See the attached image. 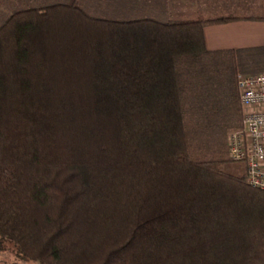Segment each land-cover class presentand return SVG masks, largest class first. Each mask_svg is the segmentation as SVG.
<instances>
[{
	"label": "trees",
	"instance_id": "obj_1",
	"mask_svg": "<svg viewBox=\"0 0 264 264\" xmlns=\"http://www.w3.org/2000/svg\"><path fill=\"white\" fill-rule=\"evenodd\" d=\"M232 20L78 0L7 19L0 240L38 264H264V192L199 147L220 104L242 120L238 76L264 72V48L207 51L204 27Z\"/></svg>",
	"mask_w": 264,
	"mask_h": 264
},
{
	"label": "rangeland",
	"instance_id": "obj_2",
	"mask_svg": "<svg viewBox=\"0 0 264 264\" xmlns=\"http://www.w3.org/2000/svg\"><path fill=\"white\" fill-rule=\"evenodd\" d=\"M91 1L96 4L98 9H100L101 11L100 12L98 10V14H96V16L94 17H109L111 9L108 12L104 11L105 2H103L102 0ZM69 2L70 1L68 0H0V26L16 13L29 9H44L51 5L66 4ZM78 5L82 8L79 0ZM186 5L187 4L184 0H173V2H171V8L174 9L175 6L174 11L176 14L174 17L169 16V14L167 15L168 9L165 4L162 6H157L160 11L156 9L155 12L152 11L153 9L151 5H145L138 11H134L135 8H115L116 12L118 11V13H123V15L120 16L121 18L118 16L116 19L119 22H129L146 19L156 20L164 23L177 22L185 19H190V17L192 16L190 15L191 11H195L193 9L189 10V6L185 9ZM187 11L189 14L186 13ZM260 74H264V72L258 74H240L238 76V82L240 78L257 76ZM239 127H243V111L241 120L240 114L237 113L235 109H233V107H229V105L225 104H220L216 108L215 112L211 114L207 125H204L205 129L203 130V134L201 137L202 146L199 144V147L202 149L203 155L206 159H216L219 161L223 160L224 162L221 163V169L224 172L237 177H243L247 175L246 165L244 163L232 162L229 158L228 150V137L234 132L241 130V128L239 129ZM0 264L38 263L23 261L17 256L15 249L10 244L6 243L3 240H0Z\"/></svg>",
	"mask_w": 264,
	"mask_h": 264
},
{
	"label": "crops",
	"instance_id": "obj_3",
	"mask_svg": "<svg viewBox=\"0 0 264 264\" xmlns=\"http://www.w3.org/2000/svg\"><path fill=\"white\" fill-rule=\"evenodd\" d=\"M70 1V0H68ZM82 8L88 15L94 17L98 14V7L91 0H79ZM105 2L104 11L109 17L101 18L117 21L118 13L115 8H125L138 11L145 5H151L152 11L165 6L167 15L175 16L171 8L173 0H102ZM186 7L191 11L190 19L186 20H214L234 19L228 23L207 25L203 29L206 49L210 53L234 52L264 48V0H184ZM97 8V9H96ZM188 10V11H189ZM188 11L186 12L187 14ZM101 12V11H100ZM94 14V15H93ZM97 18V17H94ZM121 18V17H120ZM148 20V19H146ZM140 21V20H136ZM127 22V21H122ZM131 22V21H129ZM164 23V22H163Z\"/></svg>",
	"mask_w": 264,
	"mask_h": 264
},
{
	"label": "built area",
	"instance_id": "obj_4",
	"mask_svg": "<svg viewBox=\"0 0 264 264\" xmlns=\"http://www.w3.org/2000/svg\"><path fill=\"white\" fill-rule=\"evenodd\" d=\"M243 127L228 137L229 158L247 167V182L264 192V74L240 78Z\"/></svg>",
	"mask_w": 264,
	"mask_h": 264
}]
</instances>
